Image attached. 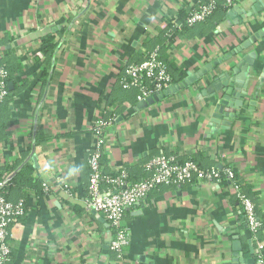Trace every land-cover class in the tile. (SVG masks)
I'll return each mask as SVG.
<instances>
[{
    "label": "crops",
    "instance_id": "0c3cea01",
    "mask_svg": "<svg viewBox=\"0 0 264 264\" xmlns=\"http://www.w3.org/2000/svg\"><path fill=\"white\" fill-rule=\"evenodd\" d=\"M199 1L0 0V58L10 72L0 111L3 164L33 166L35 151L47 155L34 176L48 190L28 192L11 264H248L256 258L257 243L229 181L152 191L126 212L130 244L123 259L110 249L111 225L86 204L91 127L113 119L103 150L106 175L126 170L139 182L159 155L196 160L203 169L229 165L264 222V0H243L164 45L169 22ZM155 50L183 72L173 85L207 66L211 71L140 105V91L120 81L128 64ZM227 73L230 80L217 91ZM23 194L8 191L13 203Z\"/></svg>",
    "mask_w": 264,
    "mask_h": 264
},
{
    "label": "built area",
    "instance_id": "2783aa9c",
    "mask_svg": "<svg viewBox=\"0 0 264 264\" xmlns=\"http://www.w3.org/2000/svg\"><path fill=\"white\" fill-rule=\"evenodd\" d=\"M228 7L237 6L243 0H226ZM217 0H200L197 7L190 11L187 24L192 27L205 22L216 10ZM174 25L180 28L178 23ZM9 73L0 69V108L6 101ZM151 81L150 88L146 81ZM120 84L124 89H138L139 102L145 101L154 94L160 93L173 85L167 65L160 59L159 50L148 53L141 63H131L125 68ZM113 119H98L91 127L94 145L89 153L90 179L86 204L89 210L102 214L111 225L110 249L119 259H123L124 251L130 244V233L123 221L126 212L135 205L146 201L150 193L164 186H183L197 182L220 184L223 180L230 182L229 193L242 206L243 216L247 223L252 240L257 243L256 264H264V244L259 240L258 233L263 222L258 216L257 207L247 195L243 184L232 166H213L203 169L192 160L181 161L174 156L159 155L151 159L144 167L147 176L132 182L126 170L116 176L103 174L102 157L105 139ZM38 163L47 159L46 152L35 151ZM3 164L0 152V167ZM39 167V165H38ZM49 168L46 165L44 170ZM40 169V167H39ZM43 169L39 170L43 175ZM7 173L0 171V264L10 262L13 231L25 215L23 201L11 202L6 196ZM44 189L48 187L43 183Z\"/></svg>",
    "mask_w": 264,
    "mask_h": 264
},
{
    "label": "trees",
    "instance_id": "16d2710c",
    "mask_svg": "<svg viewBox=\"0 0 264 264\" xmlns=\"http://www.w3.org/2000/svg\"><path fill=\"white\" fill-rule=\"evenodd\" d=\"M229 9H230V7H228L226 0H217V8H216V10L203 23H206V22L212 20L214 18L215 14H217V12L225 13ZM189 16H190V11L187 12V11L183 10V11H181L179 13V15H178V17L176 19H174V20L169 22V24L167 26V29L165 31V36L163 38L164 41L162 40L164 45H166V46L172 45L178 35H180L181 33H184V32L188 33L191 29H193V28H195L197 26V25H195V26L190 27L187 24V19H188ZM174 22L178 23V25H180V28L176 27L174 25ZM203 23H200V24H203ZM161 48H162V46H161ZM52 49H53V46L48 48V50H52ZM47 54H48V51H47ZM159 55H160V59L168 67V71H169V73L171 75V78H172V83L179 82V81H181V80H183L185 78L183 72L180 71L178 68H176L173 64L168 63L166 61V58H164L162 56V54H160V51H159ZM0 56H1V51H0ZM1 68H4V69H6L8 71L9 79H10V72H9L8 66H7L6 62L3 61L0 58V69ZM8 82H9V80H8ZM150 82L151 81L148 80V81L145 82V84H148V86L150 88H153V84L150 83ZM3 105L1 106L0 111H1V109L3 107ZM111 113L112 114L115 113V110L111 111ZM192 161L197 163L196 160H192ZM0 171L2 173H7V179H6V184H5L6 185L5 188H6V196H7V198L9 199L8 191L10 189H12V188H16V189L20 190L21 192H23L24 194H23L22 198L18 202L23 201V203L25 205V212H26L27 202H28V197H29V193L28 192L43 190V182L39 179L40 177L37 178L36 176H34L35 169L29 163L17 162L13 166L2 164V166L0 167ZM127 172H128V175H129V179L131 180L132 176H130L131 174H129V171H127ZM103 174L106 175L104 173V171H103ZM118 175H115V176H112V177H116ZM107 176H109V175H107ZM146 176L147 175L145 174V176H143V179ZM143 179H141V180H143ZM223 184L228 186L229 182L227 180H223ZM257 213H258V211H257ZM263 230H264V222H263V228L259 231L258 234H260V232H263ZM261 239L262 240L264 239L263 235H262ZM12 261H13V247H12L11 253H10V262L8 264H11Z\"/></svg>",
    "mask_w": 264,
    "mask_h": 264
},
{
    "label": "water",
    "instance_id": "95a60500",
    "mask_svg": "<svg viewBox=\"0 0 264 264\" xmlns=\"http://www.w3.org/2000/svg\"><path fill=\"white\" fill-rule=\"evenodd\" d=\"M209 70L211 71V67L210 66H207V67H205L203 69H200L196 74L188 77L184 81H182L180 83H177V84H174V85L170 86L169 88L165 89L164 91H162L160 93H157V94H154L153 96L147 98L145 101L141 102L140 105H148V104L152 105L155 102L163 100V99L169 97L170 95H172L174 93H177V92H179L181 90H184L185 88H187L188 86L192 85L196 81L202 79L208 73ZM228 80H230V75L227 73V74H225L224 77H222L220 79V83H222V84H220L218 86L215 85L214 88L218 91L222 86L227 85V81ZM32 162H33L34 169L38 170L39 169V167H38V158H37L36 155H34L32 157ZM93 212H95V211H93ZM234 247H235L234 248L235 252L241 250L240 247H239V243H234ZM235 256H237V255H235ZM235 261H237V259H235ZM247 262H248V264H256V258L251 259V260H249Z\"/></svg>",
    "mask_w": 264,
    "mask_h": 264
}]
</instances>
